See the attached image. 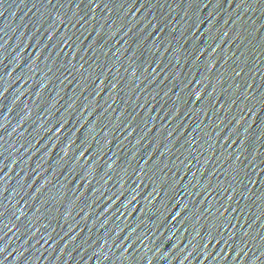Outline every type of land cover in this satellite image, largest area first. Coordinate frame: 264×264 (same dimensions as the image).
Here are the masks:
<instances>
[{
    "label": "water",
    "instance_id": "95a60500",
    "mask_svg": "<svg viewBox=\"0 0 264 264\" xmlns=\"http://www.w3.org/2000/svg\"><path fill=\"white\" fill-rule=\"evenodd\" d=\"M0 264H264V0H0Z\"/></svg>",
    "mask_w": 264,
    "mask_h": 264
}]
</instances>
